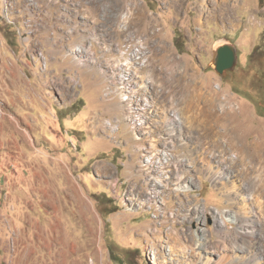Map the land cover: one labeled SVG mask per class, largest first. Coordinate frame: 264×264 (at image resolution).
<instances>
[{
    "label": "rangeland",
    "instance_id": "rangeland-1",
    "mask_svg": "<svg viewBox=\"0 0 264 264\" xmlns=\"http://www.w3.org/2000/svg\"><path fill=\"white\" fill-rule=\"evenodd\" d=\"M225 44L238 61L220 75ZM135 50L149 83L126 93ZM123 94L149 100L145 117L127 120ZM222 132L264 149V0H0V264H203L199 240L231 248L230 186L202 170L234 156Z\"/></svg>",
    "mask_w": 264,
    "mask_h": 264
},
{
    "label": "bare ground",
    "instance_id": "bare-ground-1",
    "mask_svg": "<svg viewBox=\"0 0 264 264\" xmlns=\"http://www.w3.org/2000/svg\"><path fill=\"white\" fill-rule=\"evenodd\" d=\"M97 10H98V7H97ZM75 51L78 53L80 52L82 53L83 51H85V48L78 46L76 47ZM125 55L124 54L121 55V62L122 60H126V62L122 65L125 66L126 69L129 68V70H132L133 74L129 73L131 74L129 75L130 77L126 79V81L122 80L120 89H127V88L130 89L131 88V91L126 92V93H136V90L140 92L142 91V89L147 88L148 86L145 84L149 83V82L146 83L145 82L146 77L141 75L144 67L148 63V61H145V59H147L146 58L147 55L145 57L142 50H135L133 54L131 55V57H129L128 59H125L126 57ZM141 59L145 61V64H141V66L138 67L137 60H141ZM122 96L125 101H128L130 99L132 100V98L127 96V94H123ZM131 100L129 101V103H127V105L128 104L130 105V102H131V110L133 111V115H131L132 116L131 118L128 116L129 118H127V120L128 121L140 120L142 116H144V113L149 107V104H147L149 100L148 101L145 100L143 104L142 103L136 104L132 102ZM159 115L161 116L163 115V119H164V120L162 119L163 121H168L167 114L164 112V110H163V113L159 112ZM225 115L227 116V112L224 114H220L219 116L223 118ZM196 119L198 120L199 118H196ZM191 121H193V119ZM200 123L205 124V122L203 121ZM183 126L184 125L182 123H181V126H179L181 132H182ZM204 126L207 127V124ZM174 128L172 127L171 129L174 131L176 129ZM222 136L225 138L224 139L225 140L224 142H226L225 144H227V145L222 146L224 147L223 151L231 150L234 152V156L228 160V163H226L225 160L224 161L221 159L217 160L216 157L214 158L206 157L204 158V160L206 159L205 168L202 170H205L204 172H207L206 174L207 177H209L211 180H213L217 184L224 185L225 182L229 184L230 190L224 191L223 194L227 196V198L229 199L231 203L232 213L228 214L227 217L235 221V223L237 224L236 233L238 237H235L233 239V245L229 249L227 248L226 244L224 245L225 248H221L218 245L221 243V240L220 241L218 240L219 242L214 245L215 249H210V248H207L206 246L204 248H201V242L199 240L197 247L201 249L202 251L206 252L203 256L200 257L202 251L199 250L198 251L199 257L203 261V264H212V262L216 260V258L218 259L216 261L219 264H223L225 262H230V264H264V149L262 145L257 141L254 143L253 142L237 143L234 141V137L231 134L223 133ZM176 137L180 141H183L182 139L183 133H179V135H177ZM161 151L162 150H160L159 152ZM162 154L165 157L169 156V154L165 152H162ZM148 161H151V160L148 159L147 162ZM166 162L167 161L162 163L160 159L159 163L163 165ZM104 168L106 170L111 169L109 168V166H104ZM168 177L169 176H167V178ZM159 180L165 183L164 179H159ZM159 182L160 181L158 180L155 181L156 184L153 187L155 186L158 187L157 184ZM186 187H189V186L186 185ZM227 224L228 223L226 222L225 223L226 227L222 226L223 228L221 227V229L218 230V233H229L230 229L227 228ZM159 232H160V229H157V231L154 230V234H158ZM165 247L168 248L167 245L164 246V248Z\"/></svg>",
    "mask_w": 264,
    "mask_h": 264
},
{
    "label": "water",
    "instance_id": "water-1",
    "mask_svg": "<svg viewBox=\"0 0 264 264\" xmlns=\"http://www.w3.org/2000/svg\"><path fill=\"white\" fill-rule=\"evenodd\" d=\"M238 61V50L236 46L225 44L216 51L215 70L224 75L236 68Z\"/></svg>",
    "mask_w": 264,
    "mask_h": 264
}]
</instances>
